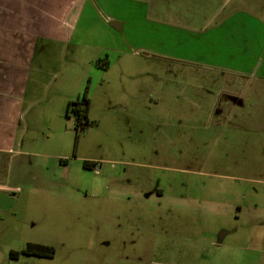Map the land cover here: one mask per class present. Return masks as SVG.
<instances>
[{
    "label": "rangeland",
    "instance_id": "1",
    "mask_svg": "<svg viewBox=\"0 0 264 264\" xmlns=\"http://www.w3.org/2000/svg\"><path fill=\"white\" fill-rule=\"evenodd\" d=\"M225 3L87 0L78 43L51 45L33 78L19 176L3 174L17 188L0 206V264H264V97L225 79L257 66L264 22L211 31ZM86 88L77 126L66 100Z\"/></svg>",
    "mask_w": 264,
    "mask_h": 264
},
{
    "label": "crops",
    "instance_id": "2",
    "mask_svg": "<svg viewBox=\"0 0 264 264\" xmlns=\"http://www.w3.org/2000/svg\"><path fill=\"white\" fill-rule=\"evenodd\" d=\"M234 1L226 0L225 6L217 14L218 20L214 17L212 22H207L204 26H210L211 31L221 28L229 31L231 17L235 16H243L242 19L259 18L264 22V16L263 20L261 19L264 14L263 6L249 9L245 1ZM86 2L87 0H0V206L3 210L6 209L8 201L13 200L7 193L17 188L14 184L11 185L3 174L7 178L19 176L16 169L20 164L22 166L20 159L25 155L24 140L20 137V133L22 124L25 123L26 106L30 105V108H34L29 97L40 93L38 87L35 88L36 84H33V78L41 73L43 57L47 60L51 58L49 54L51 45L68 46L78 43L75 40V33ZM190 24H198L200 27L201 21H190ZM233 26L238 28L240 24L236 23ZM245 27L237 31L233 29L231 33H245ZM249 31L257 30L253 27ZM239 39L243 40L244 35H240ZM260 45H262L261 49ZM258 46L257 52L260 55L256 61L257 66L253 68L247 66L242 71H235L233 75L226 71L229 75L225 74L227 76L225 79L233 82L241 79L242 90L245 93L249 91L248 95L264 97V36L262 42H258ZM254 81H258L262 87H258L257 83L255 87ZM235 86H238L237 83L233 84V87ZM222 92L225 95L229 94V90L226 89ZM66 101L68 105L69 99ZM219 108L220 116L224 111L220 106ZM214 126L224 129L227 127L220 122ZM222 133L218 131L217 139L222 137ZM63 158V156L58 158L59 166L66 163ZM13 164L15 168L11 169Z\"/></svg>",
    "mask_w": 264,
    "mask_h": 264
},
{
    "label": "trees",
    "instance_id": "3",
    "mask_svg": "<svg viewBox=\"0 0 264 264\" xmlns=\"http://www.w3.org/2000/svg\"><path fill=\"white\" fill-rule=\"evenodd\" d=\"M100 60L96 63V66L99 67ZM88 88L85 89L81 100L78 98L75 101L69 102L66 108V116L68 117L69 112H73L77 119V124L81 125L82 122L85 124L88 123V108H89V100L87 98ZM81 105V108L79 107ZM91 165L88 162L84 163L85 168H89ZM22 254L28 256H41L51 258L54 255V251L49 246H42L38 244L28 243L26 248L21 251ZM11 258H15L18 256L17 252L10 251L9 253Z\"/></svg>",
    "mask_w": 264,
    "mask_h": 264
},
{
    "label": "flooded vegetation",
    "instance_id": "4",
    "mask_svg": "<svg viewBox=\"0 0 264 264\" xmlns=\"http://www.w3.org/2000/svg\"><path fill=\"white\" fill-rule=\"evenodd\" d=\"M76 123H77V119H76ZM82 124H85V123H84V122H82V123H81V125H82ZM81 125H78V124H77V126H81Z\"/></svg>",
    "mask_w": 264,
    "mask_h": 264
}]
</instances>
